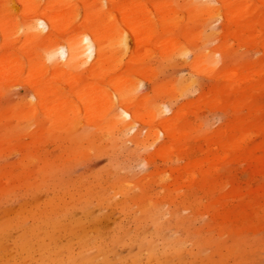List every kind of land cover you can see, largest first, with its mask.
Returning <instances> with one entry per match:
<instances>
[{"label":"rangeland","instance_id":"rangeland-1","mask_svg":"<svg viewBox=\"0 0 264 264\" xmlns=\"http://www.w3.org/2000/svg\"><path fill=\"white\" fill-rule=\"evenodd\" d=\"M46 1L42 0L43 3ZM141 1L139 11L144 15L142 20L147 18L146 16H150L151 21L145 22V25L153 22L155 27H138L137 33H149L153 30L156 37L141 48L134 49L135 45L131 33L129 32V34L127 28H124L126 26L136 28L138 17L126 19L128 21H125L124 25L126 26L121 25L123 22L117 17L116 24L125 33L123 36L127 38V47L124 50L123 66L114 77L122 79L131 73L139 74L135 76V81L138 82L143 94L142 97L148 99L146 105H142V114L143 116L156 114L157 123L177 120V129L180 130L181 126H186L187 121H189L187 127L190 126L194 129L199 121H204V126L198 130H193L188 138L200 140L196 138L201 133L207 132L210 127H218L226 123V118L223 117L222 112H217L215 109L212 113L205 111L202 107L201 88L210 86L211 80L190 71L189 66L194 60L192 52L188 54V59L185 58V60L176 58L173 62L163 61L162 64L158 60L167 53H174L179 45L191 38L204 21L210 18L212 10L206 8L191 9L190 7L182 10V0ZM104 2L106 7L110 6L107 0ZM14 4L16 12L13 10L12 18L14 16L18 18H15L14 22L19 19L18 23H21L19 25L29 22L28 19L24 18L22 6L18 5L15 0ZM152 5L156 9L150 10L146 14ZM213 5L218 8V11L214 14L212 18L214 23H212L215 31L220 32V34L211 40H207V46L203 50L217 46L218 39L227 35L224 32V20L233 15L221 2L214 1ZM235 6L233 9L237 10L240 4ZM3 16L9 17L6 14ZM22 18L23 22L21 21ZM249 20L251 21V17H248L247 22ZM178 21L177 28L164 34L166 29ZM248 31L249 25L238 35L242 36ZM209 32V30L206 31L207 34ZM63 36H65L63 37L65 40L68 34ZM23 40L24 37L21 38L20 45ZM1 42L0 38V44ZM239 47V44L236 45L235 50H238ZM221 51L222 48L213 51L214 57L218 60L216 72L218 78L231 75L240 67L244 73L249 72V66L238 67L236 65L223 68L224 63L219 54ZM252 54L255 53L252 52L250 55ZM256 54L260 55V53ZM176 60H178L177 64L180 62L178 65L174 64ZM186 79L188 81L193 79L194 83L184 82ZM94 83L85 75L83 81L72 93L63 84H56L49 101H55L57 93L59 97L60 95L63 97V100L72 101L75 97L74 94L86 93ZM7 96V101L3 104L11 103L18 106L16 110L18 112L15 113L17 118L13 120L14 125L29 110L35 111L37 118L44 116V111L38 109L39 107L35 109L39 104L37 101L26 108L16 104L26 99L34 100L32 92L26 90L23 84L12 87ZM213 96L214 94L210 96V99ZM118 100V97H115V101L118 102ZM237 100L238 98H232L227 104L229 106L236 105ZM74 103L78 105H69V109L74 107L84 110V106H86L77 101ZM135 106L130 105L131 108ZM116 109L120 112L119 103H117ZM85 114L82 112L80 118L84 119ZM21 121L24 123H20V127L22 124L25 125L23 127H26L23 129L27 133L24 137H28L25 139L22 138V135L19 139L20 135H17L19 132L17 131L15 133L19 141L14 140L17 138L14 134L13 139H11L14 142L7 141L5 142L6 145L2 142L6 147L0 142L1 150L8 148V143L10 146L12 143L18 145L21 142L18 146L12 145L15 147L13 150L10 148L12 153L9 148V151H6L8 149L3 152L0 150L3 153L2 156L0 154V175L9 169L11 170H9L11 174L8 172L11 177L5 173L4 177H7L2 176L4 180L0 179V181L6 180L5 183H8L6 184L8 187L5 186L7 190L0 186L4 189L0 191L1 194L4 193L2 196L0 195L3 198L0 197V264H264V210H262L264 207H261L262 205L252 207L250 204L253 203L250 201L252 196L247 195L249 198L246 196L243 198L244 200L239 201L236 199L237 196L236 198L234 195L232 196L229 187L221 192H218L216 188H191L189 184H185L181 188L175 183V186L168 187L172 182L170 181V184L164 185L165 188L164 186L162 188L156 183L157 178H150L147 181L149 173L156 170V165L158 168L160 167L159 170H168L169 166H172L168 164L166 167L161 158L158 157V151L164 143L161 134L159 135L160 140L155 144H152V140H150L141 149L130 140L128 145H125L135 133L141 129L146 131L142 125H139L134 127L135 132L132 131L133 129H131L132 132H128L131 135H126L128 139L123 138L125 142L113 144L112 141H104L97 152L91 149L92 147L88 149L90 146L86 138L88 128L84 125H81L82 128L78 131V135L76 133L79 136L76 139L79 140L80 146H75L78 143H72L71 147L69 142L67 145L61 138L64 136L61 135V129L55 124L44 129L41 127V129V125H37V123L28 125L26 120ZM141 132L143 133V131ZM58 135L59 141H64L61 142L62 144L58 141ZM76 135L74 136L76 137ZM23 143L30 144L29 146L24 144L25 147H23L27 150L29 148L26 146L32 149L35 146L32 143L38 144H36L37 150L40 151V156L43 155L41 156V168L45 165V159L48 164L55 162L56 168L53 164L54 168L51 172L46 173L49 176H55V181L53 177L44 174V179L47 181L44 184L45 181L40 178L41 184H44L41 187L38 182L39 179L37 181L38 172L36 173V171H40V166H38L36 169H31L33 172L27 178L30 185H23V178L19 175L21 169L18 167L20 165L18 161L22 159L23 152L26 153L27 151L19 147ZM64 144L67 148L70 146L66 149L67 151H63L66 148H63ZM126 146H129L127 150L124 149ZM130 147L133 150L128 152ZM20 148L23 151L18 150ZM112 149L114 152L111 154ZM108 150L109 154L107 153ZM131 152H134V155ZM150 153L157 155L152 157V161H150ZM155 157L158 159L154 160ZM37 159V157L31 161L29 159V162H25V168L34 165ZM54 159L55 161H52ZM62 162L65 163L63 167ZM161 165L165 167L163 168ZM129 167L131 168L129 169ZM120 168H124L123 172H120L122 171ZM107 171H112V176L115 177H111L114 180L110 179L109 183L106 182ZM61 172L62 174H60ZM117 172H120V175L123 174L122 177ZM236 173L242 183L249 178V175L242 170H238ZM17 174L20 178H16ZM100 176L102 177L100 178ZM93 177L94 181H92ZM144 178H146L147 184L144 182ZM86 179L89 183L92 182L89 184ZM132 179L138 180L139 183ZM117 180L119 183L125 180L136 183L120 187L119 184L117 185ZM25 181L24 183H26ZM34 181L37 182V188H35ZM142 181L143 185L138 186ZM91 185L93 186L91 187ZM135 185L137 186L135 187ZM258 207L260 209H257ZM259 210L263 212H259ZM256 213L260 214L257 215Z\"/></svg>","mask_w":264,"mask_h":264},{"label":"bare ground","instance_id":"bare-ground-1","mask_svg":"<svg viewBox=\"0 0 264 264\" xmlns=\"http://www.w3.org/2000/svg\"><path fill=\"white\" fill-rule=\"evenodd\" d=\"M15 1L18 5L20 4L22 6L24 18L26 20L28 19L29 22L27 21L23 25H19L21 24L18 23L20 19L14 22L18 19L14 15V18H12L13 10H15L14 0H0V38L2 40L0 44L1 143L3 142L6 145L5 142H11L14 134L17 137L14 138L16 141H19L22 135V138H25L24 135L26 132L23 129L26 127H23L25 126L24 124L20 127V123H24L21 120L24 119L28 125L37 123L43 129L55 124L56 127L61 129L60 133L64 136L61 137L59 134L60 137L66 144L69 142L68 144L70 146L72 143H78L75 146H80L79 140L76 138L79 137L77 135L78 131L82 128L81 125H84V127L86 126L88 128L86 133V138L90 145L88 149L92 147L91 149L98 152L104 141H112L113 144L121 143L124 141V137L127 138L126 135L131 129L135 132L134 127L142 125L146 131L144 132L141 129L138 133L132 134L133 137L131 139L127 138L128 141L126 140L127 144L125 143V145L133 141L141 149L150 140H152V144H155L160 140L159 135L161 134L164 143L158 151V157L159 159L161 158V161L166 167L168 164L172 165L169 166L168 170H159L160 167L158 168V165H156V170L149 173L147 181L150 178H157L155 181L162 188L164 185L170 184V181L174 182H171L168 187L176 183L175 185L182 188L185 184H189L191 188H216L218 192L229 187L232 191V196L234 195L235 198L237 196L236 199H239V201L244 200L243 198L249 195L252 196V200L250 199L253 202L250 203L252 207L254 205H262L261 207H264V0H182V10L189 7L191 9L206 8L212 10V15L193 33L191 38L184 44L179 45L174 53H167L158 61L162 64L163 61L173 62L176 58L185 60V58L188 59V54L192 52L194 54V60H192L193 62L189 66L191 70H189L211 80L210 86L201 88L202 107L205 111L212 112L217 109V112H222L223 117L226 118V123L218 127H210L207 132L201 133L196 138L200 140L188 138L193 130H198L204 126V121H199L195 129L190 126L187 127L189 124V121H187L186 126H181L180 130L177 129V120L157 123L156 114L149 116H143L142 114V105H146L145 103L148 99L142 97L143 94L140 91L138 82L135 81V76L139 74L131 73L128 77L122 79L114 77L123 66L124 50L127 47V38L124 37L125 33L116 24L117 17L123 22L121 25H124L125 21L130 20L134 16L138 17L136 28H130V26L124 25L126 26L124 29L127 28L128 31H126L131 33L135 45L134 49L141 48L153 41L156 37L153 30L149 33H137L138 27H155L153 22L145 25V22L151 21L150 16H146V20H142V16L144 15L139 11L141 0H107L110 3L108 7L104 4V0H47L44 3L42 0ZM148 1L152 2L156 0ZM214 1H219L224 4L230 10V14L233 15L226 17L224 20V32L227 35L218 39L219 43L217 46L215 45V47L203 50L207 46V40H211L220 34V32L215 31L212 20L214 14L218 11V8L213 5ZM236 4H240L237 10L233 9L236 7ZM155 9L156 7L154 5L150 6L146 14L150 10ZM5 14L9 17L3 16ZM248 17H251V21L249 20V22H247ZM4 18L6 19L3 20ZM21 21L23 22V18ZM247 24L249 25L248 33L239 36L238 33L243 31L248 26ZM178 25L179 21L173 23L169 29L164 31V34H167L169 30L172 31V29L177 28ZM119 29L122 34L119 33ZM207 30L210 31L208 34L206 33ZM216 30L218 29L216 28ZM67 34L68 36L64 40L63 37L65 36L63 35ZM22 37H24V40L20 45L19 43ZM238 44L240 47L238 50H235ZM219 48H222L219 54L224 63L223 68L236 65L238 67L249 66V72L244 73L240 67L233 74L218 78L216 74L218 60L214 57L213 51ZM252 52L255 54L260 53V55H250ZM209 54L212 56L209 57ZM177 61L174 64H177ZM85 75L95 82L89 87L86 93L74 94L75 97L72 101H65L61 95L59 97L58 93H55L57 95L56 100L53 102L49 101V97L54 93L56 84H63L72 93L83 81ZM184 82L194 83V80L191 79L188 81L186 79ZM21 84L24 85L26 90L32 92L34 100L26 99L16 104L26 108L37 101L39 104H37L35 109L39 107L38 109L44 111V116L37 118L36 112L29 110L25 112V116L21 120H18V123L14 121L16 123L14 125L13 120L17 118L15 113L18 112L16 111L18 106L11 103L5 105L3 103L7 101V95L10 89ZM212 94L214 96L210 99ZM5 97L6 100H4ZM115 97H118V102L115 101ZM232 98H238L237 103L236 105L229 106L227 103ZM74 101L86 105L84 106V110L74 107L69 109V105H78ZM117 103L120 105V112L116 109ZM130 105L136 106L131 108ZM82 112L86 113L84 119L80 118ZM20 130L22 131L20 132ZM15 132H17L18 136L20 135L19 139ZM59 135L57 136L58 141L60 138ZM24 144L19 146L23 150L25 149V145H27ZM32 144L36 147L37 143ZM7 145L12 150L15 149L13 146H18L13 145V143V146H9V143ZM64 145L63 148H66L63 151L70 148V146L67 148ZM27 146L26 148L29 149H25L27 150L26 153L23 152L22 159L18 161L20 162L18 167L21 169L19 175L22 176L23 185L25 184L26 186L30 185L27 178L33 172L31 169H36V167L38 168L40 166L41 156H43H40L41 153L37 150L38 146L35 149H33L34 147L30 149ZM128 147L126 146L124 149L126 148L127 150ZM21 148L18 150L23 151ZM9 149L6 151H9ZM5 150H1V152ZM130 150L133 149L130 147L128 152ZM1 152L0 154L2 156L3 153ZM112 152H114L113 149L111 154ZM107 153H110L109 150ZM131 153L134 155V152ZM119 154L121 155V153ZM132 154H130L131 157ZM154 156L157 155L150 153V161L153 160L152 157ZM36 157L38 159L34 165L32 164L33 166L31 165V167L25 168V162H29V159L30 161L34 158L36 159ZM158 157H155L154 160L158 159ZM52 161H55V159ZM64 161H67V159H64ZM187 161L188 163H186ZM63 162L62 167L65 164ZM182 162L186 164L182 165ZM44 163V166L42 164L43 168L40 166V171H36V173L38 172L37 181L39 179L38 182L41 187L47 181V179H44V174L50 173L52 168H56L57 166L55 162H53L54 167L52 166V162L48 164L46 159ZM124 168H120L122 170L120 172H123ZM9 170L3 172L0 175V179H3L5 173H7L6 175L11 174ZM238 170H242L249 175L247 181L243 183L240 181L236 173ZM63 172L65 173L64 170ZM120 172L117 173L122 177L123 174L120 175ZM19 175L16 178H20ZM106 175V182L108 183L111 177L115 178L112 176V171H107ZM49 177H53V180L55 179V176L50 175ZM94 177L92 181L95 180ZM40 178H43L42 180L45 181L44 184L42 183L43 185L41 184ZM100 178L97 179L99 180ZM145 179L144 182L147 184ZM17 181L14 182L17 183ZM133 181L139 183L138 180ZM0 182L2 184L0 186L4 188L8 184L5 183L6 180ZM116 182H118L117 185L119 184L120 187L134 185L136 183L131 180H125L120 183L117 180ZM150 182L153 181L150 180ZM33 183H35V188H37V182L34 181ZM140 185H143V181L141 184H138V186ZM12 186L14 187V185ZM3 187H0V191L4 190ZM3 194L0 193L1 196ZM247 198L249 197L247 196ZM1 199L3 198L1 197ZM259 207L257 209H260ZM261 211L259 210V212ZM256 214L258 215L260 213Z\"/></svg>","mask_w":264,"mask_h":264}]
</instances>
